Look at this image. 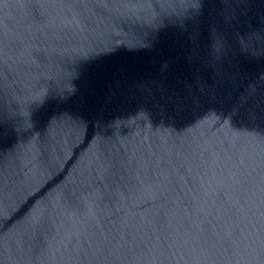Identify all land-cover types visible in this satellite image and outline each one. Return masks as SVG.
<instances>
[{
  "label": "water",
  "instance_id": "obj_1",
  "mask_svg": "<svg viewBox=\"0 0 264 264\" xmlns=\"http://www.w3.org/2000/svg\"><path fill=\"white\" fill-rule=\"evenodd\" d=\"M0 264H264V0H0Z\"/></svg>",
  "mask_w": 264,
  "mask_h": 264
}]
</instances>
